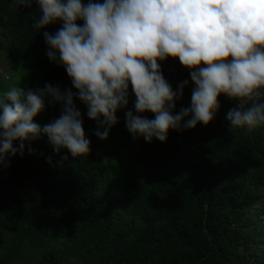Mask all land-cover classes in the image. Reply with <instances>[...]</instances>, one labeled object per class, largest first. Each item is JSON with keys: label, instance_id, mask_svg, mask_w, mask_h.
<instances>
[{"label": "trees", "instance_id": "trees-1", "mask_svg": "<svg viewBox=\"0 0 264 264\" xmlns=\"http://www.w3.org/2000/svg\"><path fill=\"white\" fill-rule=\"evenodd\" d=\"M38 17L35 3L0 0V90L51 84L75 92L46 54L43 33L62 22L39 33L32 27ZM158 63L174 90L189 80L176 111L189 107V70L178 58ZM74 102L91 141L87 157L56 154L41 137L0 167V264H264V127L230 130L226 115L237 101L222 95L209 125L150 144L133 140L123 111L100 140L86 106ZM60 111L47 106L34 122L43 126Z\"/></svg>", "mask_w": 264, "mask_h": 264}, {"label": "clouds", "instance_id": "clouds-1", "mask_svg": "<svg viewBox=\"0 0 264 264\" xmlns=\"http://www.w3.org/2000/svg\"><path fill=\"white\" fill-rule=\"evenodd\" d=\"M33 3L39 17L32 27L39 33L62 22L54 34L43 33L46 54L76 91L51 84L0 90V167L23 158L26 145L41 137L56 154L67 149L74 159L87 157L91 141L75 100L86 106L100 140L109 138L123 111L133 140L166 143L170 131L209 125L222 95L238 102L226 115L230 130L264 127V0H13L22 8ZM169 57L178 58L194 84L190 106L178 112L189 80L173 89L158 63ZM55 104L58 118L34 122Z\"/></svg>", "mask_w": 264, "mask_h": 264}, {"label": "rangeland", "instance_id": "rangeland-1", "mask_svg": "<svg viewBox=\"0 0 264 264\" xmlns=\"http://www.w3.org/2000/svg\"><path fill=\"white\" fill-rule=\"evenodd\" d=\"M2 72H3V75L6 74L5 77H8V75L10 76V74H8V72L6 70V66L5 65L2 66Z\"/></svg>", "mask_w": 264, "mask_h": 264}]
</instances>
